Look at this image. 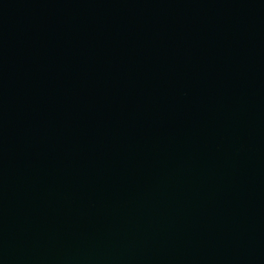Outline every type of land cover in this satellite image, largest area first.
<instances>
[{"label":"water","instance_id":"obj_1","mask_svg":"<svg viewBox=\"0 0 264 264\" xmlns=\"http://www.w3.org/2000/svg\"><path fill=\"white\" fill-rule=\"evenodd\" d=\"M0 264H264V0H0Z\"/></svg>","mask_w":264,"mask_h":264}]
</instances>
